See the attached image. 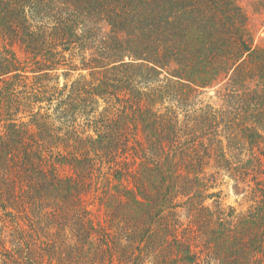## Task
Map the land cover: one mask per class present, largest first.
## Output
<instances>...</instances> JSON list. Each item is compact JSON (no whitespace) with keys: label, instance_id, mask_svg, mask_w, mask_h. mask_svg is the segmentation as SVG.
I'll return each mask as SVG.
<instances>
[{"label":"trees","instance_id":"16d2710c","mask_svg":"<svg viewBox=\"0 0 264 264\" xmlns=\"http://www.w3.org/2000/svg\"><path fill=\"white\" fill-rule=\"evenodd\" d=\"M0 264H264V41L237 0H0Z\"/></svg>","mask_w":264,"mask_h":264},{"label":"rangeland","instance_id":"374dc122","mask_svg":"<svg viewBox=\"0 0 264 264\" xmlns=\"http://www.w3.org/2000/svg\"><path fill=\"white\" fill-rule=\"evenodd\" d=\"M263 0H237V5L243 10V12L249 18V26L253 32L255 44L261 45L264 41V7L261 6ZM78 77V74L72 75L70 80H74ZM60 85L65 83L63 77L59 80ZM215 90H212L207 96H214ZM64 176L69 175L68 172L63 173ZM218 191H221V199L218 200L217 204L223 208L231 207L236 210V213L241 215L249 207V202L245 201L242 196L238 197L235 195L232 189V182L225 180L220 186L217 187ZM85 206L91 212L94 219H101L102 213L100 206L98 205L97 197L94 193H89L84 198ZM212 203V201L210 202Z\"/></svg>","mask_w":264,"mask_h":264}]
</instances>
